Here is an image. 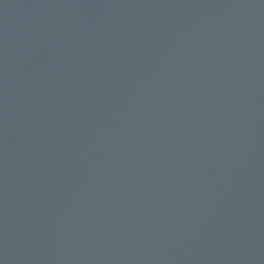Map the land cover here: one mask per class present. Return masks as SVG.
Listing matches in <instances>:
<instances>
[{"label": "water", "instance_id": "1", "mask_svg": "<svg viewBox=\"0 0 264 264\" xmlns=\"http://www.w3.org/2000/svg\"><path fill=\"white\" fill-rule=\"evenodd\" d=\"M0 264H264V0H0Z\"/></svg>", "mask_w": 264, "mask_h": 264}]
</instances>
